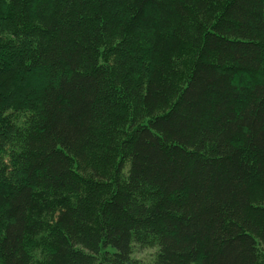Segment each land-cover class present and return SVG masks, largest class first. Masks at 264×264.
<instances>
[{
    "label": "trees",
    "instance_id": "obj_1",
    "mask_svg": "<svg viewBox=\"0 0 264 264\" xmlns=\"http://www.w3.org/2000/svg\"><path fill=\"white\" fill-rule=\"evenodd\" d=\"M264 264V0H0V264Z\"/></svg>",
    "mask_w": 264,
    "mask_h": 264
},
{
    "label": "rangeland",
    "instance_id": "obj_2",
    "mask_svg": "<svg viewBox=\"0 0 264 264\" xmlns=\"http://www.w3.org/2000/svg\"><path fill=\"white\" fill-rule=\"evenodd\" d=\"M157 249L155 247H141L134 244L132 264H153L154 256Z\"/></svg>",
    "mask_w": 264,
    "mask_h": 264
}]
</instances>
